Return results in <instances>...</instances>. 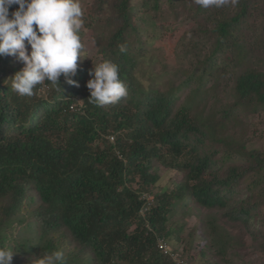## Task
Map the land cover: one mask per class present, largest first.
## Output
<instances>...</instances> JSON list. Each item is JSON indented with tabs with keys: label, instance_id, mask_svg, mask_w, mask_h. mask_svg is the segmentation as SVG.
I'll return each mask as SVG.
<instances>
[{
	"label": "trees",
	"instance_id": "trees-1",
	"mask_svg": "<svg viewBox=\"0 0 264 264\" xmlns=\"http://www.w3.org/2000/svg\"><path fill=\"white\" fill-rule=\"evenodd\" d=\"M98 1L99 8L110 6L98 63L117 64L127 89L117 103L89 102L86 82L95 64H78L72 79L79 87L61 75L59 84L45 81L46 94L37 85L32 96H20L11 87L19 69L9 56H0V247L27 256L26 264L57 249L67 264H170L156 237L178 239L168 226L174 201L188 196L244 224L258 221L264 208V150L247 149L226 133V122L236 119L238 110H264V0H227L208 8L190 0L205 52L190 50L199 44L192 41L188 52L196 63L179 84L163 90L145 87L136 76L142 55L131 0ZM161 1L143 0L141 6L158 12ZM166 1L176 7L178 0ZM17 7L11 6L10 14ZM209 80L212 90L226 87L231 97L220 119L199 109ZM186 90L177 104V93ZM77 98L81 104L71 111ZM210 139L216 149L206 148ZM219 151L223 161H237L224 167ZM154 160L184 171L183 181L154 192ZM144 193H153L154 200L141 214ZM36 198L37 205L24 213L26 202ZM22 225L31 233L17 239L13 231ZM64 233L74 244L70 249L56 239ZM224 234L213 230L211 244ZM171 247L188 264L185 252ZM15 261L23 264L21 258Z\"/></svg>",
	"mask_w": 264,
	"mask_h": 264
},
{
	"label": "rangeland",
	"instance_id": "rangeland-1",
	"mask_svg": "<svg viewBox=\"0 0 264 264\" xmlns=\"http://www.w3.org/2000/svg\"><path fill=\"white\" fill-rule=\"evenodd\" d=\"M142 2L143 0H131L134 21L138 28L137 37L141 43L140 54L142 55L136 69V76L145 87L154 85L162 90L174 87L179 84L197 61L196 55L188 52L191 42L198 41L199 44L196 49L190 50L199 53L205 52L204 46L206 45L202 42L203 34L198 29V24L201 21L194 19L190 11V0H178L174 4L176 7H170L168 1L162 0L158 12L151 9L144 12V8L141 6ZM80 3L84 12V27L80 33L84 56L79 57L77 63L93 65L97 64L100 59L98 48L108 31L106 25L110 18V6L104 3L99 8L98 0H80ZM139 42L136 41V44L139 45ZM9 58L19 70L24 67L16 57L9 56ZM212 84L211 80L205 83L206 100L201 101L199 109H203L204 114L214 112L217 119H220V111L231 101V97L226 87L212 90L210 88ZM230 84H232L231 81L228 85ZM39 90L46 94L49 86L43 84ZM185 92L187 90L177 93L179 98L177 104L185 97ZM73 104L78 107L81 100L77 98V102ZM226 125V133L241 139L247 149L264 150V110L254 113L238 110L237 118L227 121ZM210 140L207 141L206 148L216 149L215 140ZM217 155L219 163L224 167L237 161V159L232 163L229 160L223 161L220 159V151ZM151 170L158 176L153 187L154 192L161 189H175L177 184L183 181L185 174L184 171L165 167L163 163L155 160L152 162ZM133 186L136 187L137 184L134 183ZM242 186L245 187L246 182ZM150 194L153 195V193ZM36 205L37 198L32 202L27 201L24 213ZM223 211L216 207L200 206L188 196L174 201L172 209L168 213V226L175 230L178 239H169V244L185 252L188 264H264V249L260 247L264 208L257 216L258 221L253 220L248 224L230 221L223 215ZM22 226H17L13 231V235L17 239L31 233V228ZM213 230L225 233L223 240L212 241L215 243L214 245L211 244L209 237ZM56 239H60L65 249H70L74 245L65 233L58 235ZM215 252H219L218 256ZM37 257L39 255L29 261H35ZM20 258L21 263L28 262L27 256L16 254L13 255L12 264H18L15 260Z\"/></svg>",
	"mask_w": 264,
	"mask_h": 264
},
{
	"label": "clouds",
	"instance_id": "clouds-1",
	"mask_svg": "<svg viewBox=\"0 0 264 264\" xmlns=\"http://www.w3.org/2000/svg\"><path fill=\"white\" fill-rule=\"evenodd\" d=\"M203 8L221 7L227 0H195ZM13 5L18 7L11 12ZM84 12L80 0H0V56H14L24 67L11 77V87L20 96H32L45 81L59 84L64 76L70 85L82 54L81 30ZM120 50H125L120 45ZM86 82L89 102L97 106L117 103L127 95L119 67L110 60L94 65ZM11 249L0 247V264H12ZM34 264H67L61 249L37 257Z\"/></svg>",
	"mask_w": 264,
	"mask_h": 264
},
{
	"label": "built area",
	"instance_id": "built-area-1",
	"mask_svg": "<svg viewBox=\"0 0 264 264\" xmlns=\"http://www.w3.org/2000/svg\"><path fill=\"white\" fill-rule=\"evenodd\" d=\"M76 109L75 104L70 105V110L74 111ZM143 199H145V202L143 206L140 209V213L144 214L145 211L150 207L151 203L154 200L153 195L150 193H144L141 195ZM156 247L161 251L163 255L168 257V259L171 261L170 264H183L184 258L182 255V252L180 250H174L171 245L167 242L166 239L163 237L157 236L156 237Z\"/></svg>",
	"mask_w": 264,
	"mask_h": 264
}]
</instances>
